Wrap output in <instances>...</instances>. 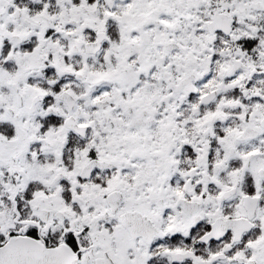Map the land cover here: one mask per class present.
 <instances>
[{
  "label": "snow or ice",
  "instance_id": "snow-or-ice-1",
  "mask_svg": "<svg viewBox=\"0 0 264 264\" xmlns=\"http://www.w3.org/2000/svg\"><path fill=\"white\" fill-rule=\"evenodd\" d=\"M0 264H264V0H0Z\"/></svg>",
  "mask_w": 264,
  "mask_h": 264
}]
</instances>
